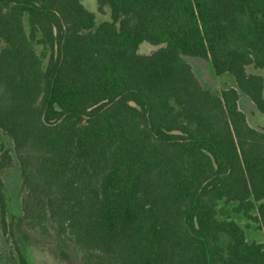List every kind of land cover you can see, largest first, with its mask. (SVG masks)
I'll use <instances>...</instances> for the list:
<instances>
[{
	"label": "trees",
	"instance_id": "16d2710c",
	"mask_svg": "<svg viewBox=\"0 0 264 264\" xmlns=\"http://www.w3.org/2000/svg\"><path fill=\"white\" fill-rule=\"evenodd\" d=\"M96 2L110 20L95 26L80 0H0V130L21 204L8 217L0 141L7 258L29 264L31 241L70 264H264L218 217L233 204L264 230V131L238 107L242 93L264 115L263 77L246 71L264 69V0ZM182 55L234 85L204 89Z\"/></svg>",
	"mask_w": 264,
	"mask_h": 264
},
{
	"label": "rangeland",
	"instance_id": "374dc122",
	"mask_svg": "<svg viewBox=\"0 0 264 264\" xmlns=\"http://www.w3.org/2000/svg\"><path fill=\"white\" fill-rule=\"evenodd\" d=\"M80 2L88 11L93 13L95 26L100 22L110 20V11L108 7L104 6L100 10L96 0H80ZM23 22L24 27L28 32L29 24L26 15L23 18ZM37 37H39V35ZM32 44L36 53L41 58L44 67L49 56V48L46 45L38 43L36 40H33ZM160 46L162 45H153L148 42H142L139 44L137 52L140 54H149ZM182 57L190 65L197 81L204 89L218 95L222 89L234 85L233 78L230 74L223 73L216 75L209 60L187 55H182ZM246 71L263 77L264 97V69L248 66ZM238 107L245 115V118L251 127L264 131V115L260 113L255 108L254 104L242 93L239 94ZM0 141L10 150V154L13 158V164L10 167L5 168L1 174L6 197L7 215L8 217H18L21 214L20 176L18 165L12 150V142L1 130ZM218 207V217L220 219L231 218L235 220L243 229L246 240L248 242L260 243L263 245L264 249V230L260 227L258 221L248 219L241 213H235L232 210L233 204H223L222 202H219ZM252 215H255V211H252ZM22 249L29 264H70L59 257L57 250L52 244H38L26 241L22 244ZM9 251V245L0 232V264H12L10 259L7 258Z\"/></svg>",
	"mask_w": 264,
	"mask_h": 264
}]
</instances>
